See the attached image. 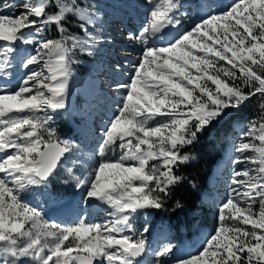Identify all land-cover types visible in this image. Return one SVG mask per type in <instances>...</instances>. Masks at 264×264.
Masks as SVG:
<instances>
[{
  "label": "snow or ice",
  "instance_id": "obj_1",
  "mask_svg": "<svg viewBox=\"0 0 264 264\" xmlns=\"http://www.w3.org/2000/svg\"><path fill=\"white\" fill-rule=\"evenodd\" d=\"M146 3V22L126 37L141 47L138 62L114 69L128 80L113 86L120 106L95 152L99 162L84 177L68 169L87 206L105 205L111 220L78 217L62 226L24 194L48 189L73 152L52 128L53 113L67 108L77 52L92 56L104 41L99 17L86 0H0V77L12 76L18 45L57 33L22 61L27 71L15 90L0 88V264H146L149 255L154 264H264V114L236 146L234 162L252 166L234 173L218 226L198 254L177 256L171 244L153 253L148 227L136 228L138 216L165 208L183 180L177 170L193 159L186 149L226 110L259 94L264 113V0H236L174 36L168 30L180 26V0ZM73 21L82 35L70 30Z\"/></svg>",
  "mask_w": 264,
  "mask_h": 264
},
{
  "label": "rangeland",
  "instance_id": "obj_2",
  "mask_svg": "<svg viewBox=\"0 0 264 264\" xmlns=\"http://www.w3.org/2000/svg\"><path fill=\"white\" fill-rule=\"evenodd\" d=\"M10 2L20 3L23 0H10ZM235 2L236 0H180L181 7L175 13L176 18L180 20V26L178 29L171 28L168 31L174 36L177 32L190 30L202 18L213 12L224 11ZM87 3L93 5L97 12L99 19L95 31L104 37V41L90 56L92 62L86 66L82 78L77 81L75 94L73 85L69 82L67 108L61 113L71 116L68 118L70 123L66 124L64 118L63 123L58 126L59 117L55 114L59 111L53 113L52 121V128L59 138L71 142L75 147L66 161L57 169L48 189L34 188L24 194V200L31 206L37 207L46 220L62 226L75 224L78 217H84L88 223L93 224H107L111 220L108 215L110 209L98 216L93 215L97 205L92 208L87 206L86 189L76 187V182L68 175V169H72L74 175L84 177L88 176L99 162L100 158L95 155V152L101 142L103 132L120 106V97L114 92L113 86L118 79L125 82L128 80L126 73L120 76L114 71L115 66L124 65L126 62L129 65L138 62L141 47L128 41L126 37L129 32L138 33L146 22L151 7L146 0H92ZM53 30L35 36L36 45H18V54L12 65V76L0 77V88L15 90L21 77L27 71L20 67L22 61L34 54L35 48L46 41ZM79 70L73 67L72 76ZM262 114L264 113L261 108L258 112H252L251 121L256 118L259 120ZM220 119L214 121L213 124L218 123ZM240 125L243 127L232 128L235 135L227 141L221 152V156L225 154L222 166H219L215 175L210 170L206 185L212 194L203 195L200 198L204 208L197 212L200 222L197 228L189 233L177 234L170 227L171 223L169 224L168 219H159L156 216L167 213L161 210H155V212L158 211L155 216L151 210L137 217L138 233H143L144 227L149 229L144 235L153 253L163 245L171 244L177 256L190 257L198 254L205 240L214 234L218 226L219 208L228 199L234 173L252 166L234 162L241 155L236 151V146L243 142L244 135L250 128L245 127L244 123ZM63 127H67V130H64L65 135L58 131ZM67 134L68 137H66ZM109 156L115 158L111 153ZM145 261L146 264H154V255L145 257Z\"/></svg>",
  "mask_w": 264,
  "mask_h": 264
},
{
  "label": "trees",
  "instance_id": "obj_3",
  "mask_svg": "<svg viewBox=\"0 0 264 264\" xmlns=\"http://www.w3.org/2000/svg\"><path fill=\"white\" fill-rule=\"evenodd\" d=\"M91 1L92 0H86V2ZM76 23V21H73L70 25V30L77 35H82L80 30L76 27ZM55 38H57V33L53 30L47 40ZM75 58L79 62L73 64L72 68L77 67L80 70L77 71L74 76H71L70 79L74 94L76 93L75 88L77 80L83 76L86 66L90 65L92 62L90 56L79 52H77ZM258 97V95L253 97L239 109L226 110L227 115H224L218 123L213 124L202 132L197 142L186 149L193 159L190 163L181 166L177 170V174L183 177V180L179 185L173 188L171 197L167 201L165 208L161 210L167 213L156 215L158 211H151V213H153L154 216H158L159 219H168L169 224L171 223L170 227L175 233H189L200 224L197 212L204 208L200 198L202 195L212 194L211 190H209L206 185L210 167L219 160L225 144L235 135L231 126L234 122H243L245 127H251L252 124L261 121V118L258 120L256 117V119L251 121V113L258 112L261 108L260 104L262 98ZM64 118L66 124L70 123L68 118H71V116L62 113L59 115L58 126L63 123ZM64 130H67V127L58 129L59 132L65 135L66 133ZM68 136L67 134L66 137ZM176 201H180L183 207L177 209Z\"/></svg>",
  "mask_w": 264,
  "mask_h": 264
},
{
  "label": "bare ground",
  "instance_id": "obj_4",
  "mask_svg": "<svg viewBox=\"0 0 264 264\" xmlns=\"http://www.w3.org/2000/svg\"><path fill=\"white\" fill-rule=\"evenodd\" d=\"M233 124H234V126L236 128L238 125L242 124V122H234ZM224 159H225V154L220 156L219 160L215 163V165L213 164L214 165L213 167L211 166L212 167V169H210L211 173H214V175L216 174L217 170L219 169V166H222V162H223ZM107 209L108 208L105 205L97 204L96 210L94 209L95 212L93 211V215L98 216L99 214L104 213L105 211H107ZM95 216H93V217H95Z\"/></svg>",
  "mask_w": 264,
  "mask_h": 264
},
{
  "label": "water",
  "instance_id": "obj_5",
  "mask_svg": "<svg viewBox=\"0 0 264 264\" xmlns=\"http://www.w3.org/2000/svg\"><path fill=\"white\" fill-rule=\"evenodd\" d=\"M65 160H66V159H64V160L61 162V164H60V165H62V164L65 162Z\"/></svg>",
  "mask_w": 264,
  "mask_h": 264
}]
</instances>
